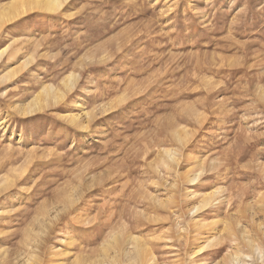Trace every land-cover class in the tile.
<instances>
[{
    "label": "rangeland",
    "instance_id": "rangeland-1",
    "mask_svg": "<svg viewBox=\"0 0 264 264\" xmlns=\"http://www.w3.org/2000/svg\"><path fill=\"white\" fill-rule=\"evenodd\" d=\"M14 1L0 0V264H131L113 232L147 243L149 264H264V0ZM44 86L61 99L30 114Z\"/></svg>",
    "mask_w": 264,
    "mask_h": 264
},
{
    "label": "bare ground",
    "instance_id": "bare-ground-1",
    "mask_svg": "<svg viewBox=\"0 0 264 264\" xmlns=\"http://www.w3.org/2000/svg\"><path fill=\"white\" fill-rule=\"evenodd\" d=\"M65 1H67V0H16V1H14V2H12L10 4V6H9L8 9H9V13L10 14H13V13L17 12L19 8H22V9L23 8H29V9H36V10H40V11H47L49 13H55V12H57V11H59L61 9V7L64 5V2ZM5 11H6V9H4L3 12L0 13V22H2L1 19H3L6 16L5 13H4ZM4 52H5V50H4ZM4 55H3V57H4ZM14 73H15L14 71L8 72L6 74V76H5V79L10 78V76L14 75ZM75 81H76V77L74 75H71L67 79V81H64L63 86H65V88L67 89V91L70 92V91H72V88L75 87L74 86ZM60 94H58L57 92H55L50 86H44L42 92L37 96V98H35L32 101V103H29L26 108H24V107L23 108L29 110V113L31 114V113H33L35 111L40 110V108L42 107V104L43 103H47L51 99H54L55 101H58V98H59L58 96ZM59 99H61V98H59ZM20 108L21 107L19 106V109ZM23 108H21V109H23ZM72 117H73V115H72ZM89 118H90V116H89ZM71 120H73V122H77V120H79V119L75 118V119H71ZM87 121H89V119ZM86 123H88V122H86ZM86 127H88V126H86ZM166 155L168 156V158L170 159V161H172L176 165V163L178 162V159L176 157V154L173 153L170 150V151H166ZM204 203H206V202L204 201ZM204 206L205 205H203L202 207H204ZM197 210H199V209H197ZM208 230H209L210 235L208 236V239H207L206 242H207V248L209 249V248H211V247L214 246V243L216 241V239H215V230L216 229L214 227H211ZM138 239L139 238H136V237H131V239H129L131 241L129 243L130 249L129 248H126L125 246H122V248H119V246H121V236H119L118 234H116L115 232H113L111 234V236H110V242L108 243L107 246L113 248L117 252V256H119L121 254V255L125 256L126 258H130L128 260L131 261V264H149V262L154 259V255L150 251L149 245L147 243H145V244H143V242L141 243V241H139L140 239L139 240ZM249 245H250V247L252 249H255L256 251H259V249H260L258 246L254 245L253 242L250 243ZM203 248H205V247H203ZM108 251H109V249H108ZM202 252H203V249L200 251V254H202ZM231 256H232L231 259H233V261H231L230 263L224 262V264H249L246 261L247 260H252L251 259L252 258L251 256H245L244 254H241V253H238V254L236 253V254H233ZM79 262L80 261L78 260L76 263H79ZM205 264H210V262H206Z\"/></svg>",
    "mask_w": 264,
    "mask_h": 264
}]
</instances>
